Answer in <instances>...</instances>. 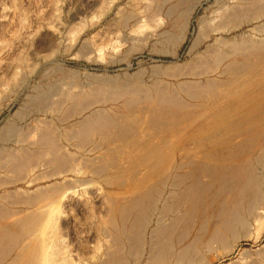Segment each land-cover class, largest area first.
Wrapping results in <instances>:
<instances>
[{
    "label": "bare ground",
    "instance_id": "bare-ground-1",
    "mask_svg": "<svg viewBox=\"0 0 264 264\" xmlns=\"http://www.w3.org/2000/svg\"><path fill=\"white\" fill-rule=\"evenodd\" d=\"M241 3L243 5L239 9L237 6L232 7L233 12L229 11L231 14L227 13L228 15H223L224 17L222 18L216 17L215 20L218 19L220 21L214 22H218V24L212 23L214 25L209 24L204 29L200 28L199 31L197 30L198 33L194 36L193 41L190 42L192 45L189 50L192 51L198 48L212 34L222 36L244 25H251V30L249 29L250 31L248 30L247 34L245 31L246 35H241V37H234L231 40L228 38L229 40H226L218 35L221 38L216 41V44L217 42L219 43V48L215 47L216 49H212L213 67H209V65L206 67L207 64H203L206 61L204 59L203 63L199 60V63L194 65H198L201 70L199 77L214 75L215 78L209 79L206 77L203 80L198 79L199 81L202 80V82L193 81L194 83L185 82L184 84H182L184 81L178 84H171L164 80H158L152 83V91L150 90V92L138 86L123 87L116 89L114 94H112L113 96H111L112 98L109 97L108 99L106 98L111 93L104 91L108 95L105 97L107 102L110 98L114 101L125 98V102L121 106V110L125 111L124 114L118 113L110 116L111 114L107 115L109 111L106 114L103 113L105 111L100 113L102 110L100 108L101 110H98V113L91 115L93 116L90 117L91 119L87 118L88 120H84L83 124L79 122L80 125L75 124L80 126L78 131L74 129L69 132L66 130L69 129V125L66 129H60L56 124L52 127L46 124L48 126L45 129L42 128L44 130L38 133L39 136L36 137V140L30 141L26 139L27 137L15 139L14 144L20 148L18 150L19 158L17 160L14 159L15 157H13L12 153L7 151L12 156L8 157V159L15 161L14 165L16 167L14 169L16 173L28 171L33 166L36 167L35 164L39 160L42 161L43 158L45 161L48 158L46 162L51 165L56 164L63 167L67 163L68 147L73 139L76 138L77 140L80 138L82 140L81 143L88 141L86 144L89 145L91 137L98 135L97 137H99L101 143L98 142L97 145L101 144L104 148L101 149L100 156L97 157L98 162L91 159L94 161L93 163L97 162L92 173L102 176L100 182H103L107 188L105 204L107 203L106 208L108 207L107 213L109 217H104V219L107 218L106 222L108 224L113 223V220L117 219L121 221V224L130 221L136 229L140 228L147 219L148 211H156L151 209L155 208L159 201L163 204L161 206L162 211H160L163 214L181 212L176 218L174 217L172 224H170L171 221H168V225L171 227L167 226L169 228H165V230L157 234H160V238L162 237V243L159 244L158 253H156L157 251L153 252V254H157V257L156 255L151 256V258H155L151 264H213L218 259L231 253L233 247L241 238H247L251 235L246 236V232L251 229L250 226L252 224H255L252 227L256 231H254L253 240H257L264 229V181L258 175V170L264 169V0H241ZM106 7H103L104 10H106ZM235 7L238 11H235ZM103 8L101 9L102 11ZM184 8L186 10L183 9V14L179 15L180 17L178 16V24L175 23L179 26V29H174L177 32L176 35L174 34L176 36V42L174 43H178V46L184 42L187 36L186 32L192 18V11L196 9V5H189ZM224 10L226 11V9ZM220 13H223V9ZM201 20L203 21V19ZM200 25L202 26L201 21ZM174 37H171L173 41ZM205 55L208 56L207 54ZM169 68H171V71L175 68L176 71L177 67L173 65V68ZM176 72L180 74L179 70ZM176 72H174L176 75L172 74L174 76L173 79L178 77ZM195 73L192 77L196 75ZM180 75L183 74L181 73ZM185 75L184 77L187 78L188 76L186 77ZM171 86H174L172 91L179 90L184 93L187 101L181 95L172 92ZM67 94L65 95L67 96ZM103 94L102 88L94 89L91 97H96V100L99 101L103 100V97L99 100L97 98L103 96ZM87 98L84 100V104H87L86 100H89ZM80 99V94H76L69 100L72 105L73 103L76 105L80 103ZM94 99L93 103L100 102H96ZM91 104L87 105L92 106ZM58 107H61V105ZM83 108L86 107L84 106ZM56 109L59 111V108ZM66 111L64 112L65 117L67 112L70 115V112ZM70 111L73 112V109H70ZM93 112L95 113V111ZM62 117L63 119L65 118L64 114ZM63 119L62 121L58 119L60 122L56 123L61 126L65 121ZM72 131H76V135ZM19 137L21 136L19 135ZM7 142H9L7 132L0 133V144L4 145ZM73 146L75 147L76 145ZM80 146L84 145L80 144ZM2 147L0 146V154L4 151L7 152ZM15 150L13 149V152ZM10 154L8 153L7 155ZM71 156H73L72 152ZM4 157L2 158L4 159ZM69 158L68 161L70 162L71 158ZM0 160H2L1 157ZM45 161H43L44 164L46 163ZM88 161L90 162V160ZM89 162L86 160V163ZM47 163L46 166L48 165ZM10 166L13 167V164ZM68 167L70 168V166ZM59 168L56 167V169ZM66 170L68 171L69 169L61 172L67 174ZM7 171L9 173V170ZM57 172L59 173V171ZM23 175L25 176V174H22V177ZM22 177L18 178L22 180L26 178ZM18 178H16L17 181L19 180ZM5 180L8 182L7 179ZM16 180L15 182H17ZM31 181L35 182L33 178ZM12 182H10V185ZM15 182L13 183L15 184ZM109 188L111 190L118 188L120 192L115 193ZM54 193H52L53 195H42L40 193L41 196L27 199L29 202L26 201V205L24 204L23 206H27L30 209L26 211H21V208L10 211L0 208V264H44L47 244H44L45 241H43L41 236L43 227L49 221V209L44 210V208L54 202L58 203ZM7 195L11 196L9 192ZM20 195L18 193L19 198H21ZM14 196L12 199L10 198L11 201L16 199L15 197L17 196ZM9 197L5 199L8 200ZM24 199L22 196V200ZM13 203H16V201ZM149 218L153 217L149 215ZM195 219H200L203 225H207L210 220H213V224L210 229L205 226L207 230H203V234L199 230L197 233H200V236L197 235V239L191 240L192 243L189 242V245L177 251V253H172V244H169L168 241H172L174 232L177 233L176 230L179 227L180 229L184 227L182 228L183 230L191 228L187 226L192 221L194 223ZM149 220L147 219V221ZM147 225L143 224L142 226ZM110 226L109 228H111ZM133 226L130 225L129 227L133 228ZM120 229H123V226ZM130 230L132 229L130 228ZM140 230L143 229L140 228ZM153 232L155 233V231ZM121 233H123V230H121ZM135 234V236H138L137 232ZM140 234L141 232H139ZM157 235L156 238L158 237ZM189 235L192 234L189 233ZM180 236L183 239L187 238V235L185 236V233L183 234L182 232L178 238ZM136 238L138 239V237ZM183 239L176 242L177 245L180 242L182 243ZM112 240L115 241L114 239ZM155 242H157V239ZM133 243H136L135 240ZM155 249L158 250L157 248ZM58 263L61 264V262Z\"/></svg>",
    "mask_w": 264,
    "mask_h": 264
},
{
    "label": "rangeland",
    "instance_id": "rangeland-1",
    "mask_svg": "<svg viewBox=\"0 0 264 264\" xmlns=\"http://www.w3.org/2000/svg\"><path fill=\"white\" fill-rule=\"evenodd\" d=\"M103 1L0 0V133L7 132L9 139V142L6 143L7 145L4 143V145L0 144V146H3L6 151H10L13 157H15L14 159L17 160L20 156L18 152L20 148L14 144L15 139L27 137V140H36V137L39 136L38 133H41L48 125L52 127L56 124L60 129H66L69 125V129L66 130L69 132L74 129L78 131L80 123L82 122L81 124H83L84 120L91 119L90 117H93L91 115L98 113V110L102 109L100 113L105 111L103 112L105 114L109 111L107 115L111 114L110 116L118 113L124 114L125 111L121 110V106L124 104L125 98L118 99V101L111 99L112 94L118 88L138 86L150 92L152 83L158 80H164L171 84H178L184 81L182 83L184 84L185 82L194 83L193 81L202 82L206 77L209 79L215 78L214 75L199 77L201 70L198 68V65H194L199 63V60L202 63L206 60L203 64H207L206 67L208 65L209 67H213L212 61L214 59L212 52L214 49L219 48V43L217 42L216 44L217 39L220 40L222 38L227 40L229 38L231 40L234 37H241V35L247 34L251 30L250 28H252L251 25H244L238 28L239 30L236 29L229 34L222 35L223 37L218 34L221 38L217 34H212L198 48L190 51L189 49L192 45L190 42L193 41L199 29H204L209 24L214 25L212 23L218 24L220 20H215V18H222L230 12L232 13V7L234 6H237L239 9L243 5L241 0H193L194 2L191 0H105L108 4ZM185 5L187 7L189 5H196V9L192 11V18L186 32L187 36L184 42L178 46V43H174L176 42L175 35L177 34L175 30L179 29V26L176 24H178V16L183 14V9L186 10L184 8L186 7ZM104 6H107L106 10H104ZM102 8L103 11L101 10ZM237 8L235 11H238ZM222 9L223 13H220ZM200 21L202 26L200 25ZM171 37H174V41ZM172 64L177 67L176 71L179 70V73L183 75L178 74ZM169 67H172L174 70L171 71ZM189 69L193 72H190ZM174 72L178 74L176 79H173L174 76H172ZM194 73L196 75L192 77ZM184 75L189 78H185ZM198 79L202 80L199 81ZM99 88H102L104 94L105 92L111 93L109 96L103 94L100 97L98 95V100L103 97V100H99L100 102L96 100V97H94L95 99L91 97L93 90ZM173 89L174 86H171V91ZM172 92H176L186 100L185 94L181 91L174 90ZM76 94H80L81 97L80 103L76 104L78 106L74 105V103L72 105V102L69 100ZM85 97H88L87 99L90 100H86L87 104L92 103V106L84 104ZM105 97H107L106 99L111 98L107 102V100L105 101ZM93 99L99 103H93ZM60 105L61 107H58ZM84 106L88 110L83 108ZM56 108H59V111ZM66 109L70 112V115H68ZM70 109H73V112ZM65 111L67 112L66 117ZM63 114L65 121L62 117ZM57 115L59 116L57 117ZM58 119L61 121L63 119L65 125L61 124L60 126L58 124L60 120L58 121ZM2 127L5 132L2 131ZM72 133L76 135L77 132L72 131ZM97 136L91 137L90 140L93 143L90 141L89 145L86 144L88 141L81 143L82 140L80 138L77 140L76 138L73 139L69 144L67 154V157L69 158L70 156L71 160L69 162L68 158H66L67 163L65 166L51 165L49 162H46L48 158H46V161L43 158L42 161L39 160L35 164L36 167L30 168L31 170L34 169L32 170V174L30 173V169L22 171V173L21 171L20 173H16L14 169L16 167L14 165L15 161L8 159L11 156L10 152H1L0 157L2 160H0V165L2 167L0 166V181L3 180V185L0 183V204L3 206L0 205V208L5 211L19 210L21 208V211H26L30 209L27 206H23L27 199L36 198V196H41V194L50 195L55 191L54 194L59 204L54 202L44 208V210L49 209V221L43 227V234L41 236L43 241H45L44 244H47L44 264H60L58 262H61V264H151L153 263V259H155L151 258V256L156 255L157 257V254H153V252L157 251L156 253H158L159 244L162 243V237L160 238V234H157L165 230V228L171 227L168 225V221H171L170 224H172L174 217L176 218L181 212L163 214V212H160L162 211L161 206L163 204L159 201L155 205V208L151 209L152 211L156 210L155 212L148 211L147 219L151 221H147L146 219L143 224L148 225L142 226V224L140 226L143 230H140V228H137L139 229L137 230L130 221L121 224V221L114 219V224H108L106 222L107 218L104 219V217H109L107 213L108 207L106 208L107 203L105 204V197L107 195L105 192L107 188L103 182H100L102 176L92 173L94 172L95 164L98 162L97 157L100 156V151L104 148L101 144L97 145L98 142L101 143ZM78 143L84 146L79 147L80 144ZM92 144H96L97 147ZM73 145L76 146L74 147ZM93 147L94 149H92ZM13 149L16 150L13 152ZM71 152L73 156H71ZM15 155L18 156L16 157ZM91 159L97 162L93 163L94 161ZM86 160L87 162L90 160V162L86 163ZM43 161L48 165L46 166V163L44 164ZM12 164L13 167L10 166ZM66 165L70 166V168ZM51 167H54V169L52 170ZM56 167H60L61 169H56ZM65 169H69V172L66 170L67 174L64 173ZM7 170H9L10 175H8ZM259 170L258 175L264 181V169ZM52 172L55 173L53 174ZM22 174H25L23 177L26 178H23ZM6 177L15 178L8 179ZM18 177H22L23 180ZM16 178L19 180L17 181ZM32 178L34 181L37 179L33 182L31 181ZM9 181H13L15 184L12 182L10 185ZM111 191L116 193L120 192V189L114 188ZM8 192L11 196L7 195ZM18 193L19 195L21 194V198H19ZM13 195L17 197L14 196L16 199L11 201L10 198L12 199ZM29 195L33 197H29ZM7 196H10L8 200H6ZM22 196L23 199L28 197L22 200ZM15 201L16 203H13ZM10 203L13 204L11 205ZM149 215L153 218H149ZM194 223L192 226L191 224L187 226L191 227L193 231L191 228L184 229L188 230V234L182 229L184 227L181 228L182 230L180 227H176L178 228L176 230L177 233L174 232L173 238L171 236L172 241H168L169 244H172V253H177V251L189 245V242L192 243L191 240L197 239L196 236L200 234L197 233L199 230L202 231V234L203 230H207L205 226H208L207 228L210 229L213 220H210L208 222L210 224L207 223V225H203L200 219H195ZM113 225L115 226L113 227ZM130 225L133 228L129 227ZM254 225L252 224V226ZM122 226L123 229H120ZM252 226L246 232V236L251 234L252 238L250 236V238H241L233 247L231 253L226 255L227 257L224 256L213 264H264V250H262L264 249V229L261 232V238L253 240L256 231ZM124 228L129 229V231H125ZM130 228L134 231L130 230ZM121 230H123V233H121ZM135 232L138 233V236H135ZM139 232H141L142 236L141 234L139 235ZM181 232L185 233L187 238L185 236H183L185 237L184 239L182 236L178 238ZM189 233L192 235H189ZM156 235L158 236L157 238ZM135 237H138L139 240L135 239ZM156 239L157 242H155ZM180 239H183V241L177 245L176 242L181 241ZM134 240L135 244H137L136 246H134ZM260 251L261 253L259 254ZM108 261L114 262L109 263Z\"/></svg>",
    "mask_w": 264,
    "mask_h": 264
}]
</instances>
